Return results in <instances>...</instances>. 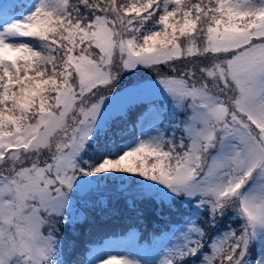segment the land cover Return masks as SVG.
I'll return each mask as SVG.
<instances>
[{
	"label": "snow or ice",
	"instance_id": "snow-or-ice-1",
	"mask_svg": "<svg viewBox=\"0 0 264 264\" xmlns=\"http://www.w3.org/2000/svg\"><path fill=\"white\" fill-rule=\"evenodd\" d=\"M109 185L180 217L152 264H264V0L0 3V264H82L71 209Z\"/></svg>",
	"mask_w": 264,
	"mask_h": 264
},
{
	"label": "trees",
	"instance_id": "trees-1",
	"mask_svg": "<svg viewBox=\"0 0 264 264\" xmlns=\"http://www.w3.org/2000/svg\"><path fill=\"white\" fill-rule=\"evenodd\" d=\"M9 4L18 3L19 0H7ZM102 194H97L93 197L92 202H81L75 206L76 223L75 227L68 224L65 228V236L69 239H74L77 248L71 258L80 260L85 264L88 259V250L91 243H101L109 236L126 235L132 228L140 230L139 242L145 241L150 244L151 241L158 240L159 236L169 233L168 229L171 223L178 221L180 217L173 215L171 221L165 216H160L156 213V205L145 202H138V207L142 213L127 210L124 199L117 196L109 195L107 199V208L115 209V211L101 212L98 201ZM76 205V204H75ZM88 217L84 221V217ZM211 232V230L209 229ZM152 234V235H151ZM154 237H156L154 239ZM104 239V240H103Z\"/></svg>",
	"mask_w": 264,
	"mask_h": 264
},
{
	"label": "rangeland",
	"instance_id": "rangeland-1",
	"mask_svg": "<svg viewBox=\"0 0 264 264\" xmlns=\"http://www.w3.org/2000/svg\"><path fill=\"white\" fill-rule=\"evenodd\" d=\"M0 3H8L7 0H0ZM154 74L148 73L146 71H141L135 75H128L125 77L123 84L118 88L114 89V93H118L119 95L113 101V113H116L120 110L121 105L125 103V93L121 90L124 85L131 86L136 81H139L143 78H147L148 76H153ZM159 100H163V97H159ZM167 103V101H164ZM111 185H109L107 190H101L94 193H81V199L79 202H74L75 206H79L81 202H92L93 197L97 194H102L105 197L109 195L117 196V193L112 190ZM135 193H127V196L134 195ZM146 203H150V201H144ZM75 206L71 209L72 216L76 219L77 213H75ZM78 216V215H77ZM139 234L140 230L137 228H132L125 236H109L105 239L104 244L97 243V246L94 248L93 251L88 253V264L96 256H107L108 254H123L134 256L141 261H147L148 264H152V261L156 260L160 257L161 253L164 251L165 247L169 244L171 240L170 233L159 236L158 240H155L154 243L149 244L148 242L140 243L139 242ZM95 246V245H94Z\"/></svg>",
	"mask_w": 264,
	"mask_h": 264
}]
</instances>
